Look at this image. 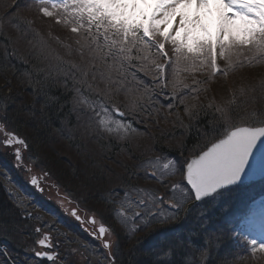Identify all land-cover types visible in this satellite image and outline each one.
<instances>
[{
  "label": "snow or ice",
  "instance_id": "6c2138e0",
  "mask_svg": "<svg viewBox=\"0 0 264 264\" xmlns=\"http://www.w3.org/2000/svg\"><path fill=\"white\" fill-rule=\"evenodd\" d=\"M18 7L17 0H13L9 14L15 15ZM35 7L43 17L74 34L75 51L82 61L76 64L57 54L54 65L49 64L47 69L35 68L37 76L43 73L45 83L49 78L54 80L56 75L64 77L65 88L74 93V106H82V110L91 113L87 117V129L93 134L115 135L124 140L130 133L138 131L126 116L144 109L143 104L139 103L144 95L132 96L134 91L139 93L140 89L126 85L132 82L144 85L145 95L151 101L154 93L147 92L148 85L138 77V73L143 72L149 64L153 71V87L161 89V95L169 100L166 107L172 109L178 104L184 105L185 112L194 118L199 113L192 112L184 104V97L176 94L175 89L180 83L178 80L171 82L172 93L163 91L168 87L166 69L171 68L173 75L178 76L181 71L195 72L207 67L211 69L208 77L211 80L217 73L227 76L238 67L264 63V0H35ZM25 22L31 26V21ZM36 35L39 33L36 32ZM56 39L59 40L58 37ZM166 45H171V55ZM64 46L71 55L72 45ZM15 55V49L5 47L4 59ZM40 55L48 59L43 43ZM161 58L163 63L159 62ZM218 61H224L225 66L221 68ZM69 81L71 88H68ZM205 82L195 83L199 85ZM37 83L41 81L38 79ZM100 83L104 84V88L99 87ZM188 87L184 85V88ZM260 87L264 95V81H261ZM121 91L130 97L125 106L127 113L112 100ZM198 91L200 89L194 87L189 93ZM240 93L243 95L244 89ZM246 104V100L238 102L237 96L233 95L225 105L215 106L209 129L203 133L209 137L208 142L198 152L201 146L194 145L190 158L181 161L164 157L166 162L163 163L161 157L155 161L149 160L148 166L153 171H145L144 178L154 179L161 184L168 176L179 175L181 179L164 185L166 192L163 195L128 185L122 199L107 201L116 205L110 211L119 223L127 227L131 222L132 231L135 232L153 222L174 221L182 211L198 203L215 200L233 186L253 181L257 172L264 179V110L252 109L240 115L239 110ZM4 107L6 110L7 106ZM207 108H213V105L210 103ZM7 119L6 116L0 117V121L6 122ZM5 122H0V135L3 137L0 138V147L12 148L15 166L25 167L32 173L31 164L26 165L22 156V149L29 147L26 140L9 131ZM31 162L34 164L37 161L33 159ZM48 175L42 169L41 174L30 176V183L43 192L40 181ZM162 205L170 209L167 214ZM257 212L260 217L259 236L250 237L243 229ZM70 214L81 224L85 223L76 208L71 209ZM204 215L201 212V216ZM87 222L96 224L95 215ZM205 226L202 222L201 227ZM35 231L40 233L41 229L37 227ZM112 234L113 231L102 223L93 233L94 238L101 241L102 248L107 250L100 264H117L112 241L104 239ZM232 237L237 240L242 237L246 241L247 254L254 261L264 260V198L253 202L247 216L233 227ZM35 243L41 249H46L38 251L32 248L36 258L53 262L58 259L59 253L52 250L54 245L50 234L43 233ZM188 246L195 247L190 238ZM174 252V247L159 252L157 264H172ZM3 254L7 256V250ZM204 255L207 256L206 250ZM181 264H195V261L186 255Z\"/></svg>",
  "mask_w": 264,
  "mask_h": 264
},
{
  "label": "trees",
  "instance_id": "16d2710c",
  "mask_svg": "<svg viewBox=\"0 0 264 264\" xmlns=\"http://www.w3.org/2000/svg\"><path fill=\"white\" fill-rule=\"evenodd\" d=\"M5 12L7 10L0 6V23L4 22L1 18ZM3 36L0 34V117L6 116L8 119L6 122H1H5L9 131L20 134L27 141L30 155L36 156L39 164L54 174L60 180L58 182H61L62 187L78 198L86 209L104 216H111L110 209L112 208L107 201L112 200L113 195H117L119 188H127L128 185L138 186L142 183L139 179L144 176L140 168L142 154H148L151 148L154 152H165L182 161L193 155L194 145L201 146L197 149L198 152L208 142L209 137L203 133L209 129V121L213 119V110L208 111L204 107L201 108V105L196 109L198 116L171 123L168 129H163L161 125L163 122L156 120V125H152L153 130L147 135L152 136L142 138L140 146L127 145L125 147V144H120L116 139L106 140V143H102L103 151L101 149L98 155L87 157L84 151L86 144L82 141L80 134L74 133L69 138L67 134H63L65 129L75 130V127L81 125L80 120H84L87 116L86 112L78 108L79 105L74 106L72 101L74 94L63 86V76L56 75L54 80L49 78L46 83L43 82V73L38 77L35 68L47 69L49 64H44L42 60V58L45 59L44 56L40 58L38 53L21 58L15 51L14 57L4 59L5 47L7 46L9 50L14 47L11 41L5 38L7 36ZM38 79L41 83H37ZM68 88H71V83ZM260 110H264V104ZM8 215V210L0 207V219L3 221L1 224L12 227L10 225H14L15 218L12 216L13 220H8L5 218ZM196 216V213L195 216L190 215L174 234L179 236L184 233L188 236L192 233ZM106 217L109 218V216ZM28 226L33 225L30 223ZM146 229L156 230L152 226ZM204 235L207 243L200 234L201 237L197 243L193 244L194 248L186 244L179 245L177 242H173L172 245L167 243L165 249L169 247L175 249L172 264H181L182 258L186 255H190L195 264H232V259L225 258L222 251H219L225 241L220 240L219 235L212 231H204ZM143 236H138L135 243L144 239ZM118 237L121 243H126L127 240L123 233H119ZM156 238L159 241L164 239L159 236ZM167 238L173 240L174 236ZM208 243L214 249H211ZM204 250L207 252L206 257ZM151 252L152 250L145 248L138 252L136 250L137 260L135 261L132 257L128 264H157V261L151 259ZM129 256L132 254L130 253Z\"/></svg>",
  "mask_w": 264,
  "mask_h": 264
},
{
  "label": "rangeland",
  "instance_id": "374dc122",
  "mask_svg": "<svg viewBox=\"0 0 264 264\" xmlns=\"http://www.w3.org/2000/svg\"><path fill=\"white\" fill-rule=\"evenodd\" d=\"M27 1H30V0H22V1L17 0L19 7L16 9V15L21 13L20 12V10L22 9L21 5ZM12 5H13V0H0V6L3 9H6L9 13L11 12ZM18 10L20 13L18 12ZM2 18L5 20V16H3V14H2ZM48 20L49 19L47 17H43L39 13V15L36 16V18L24 17L18 21V23H21V21H31V26L36 27V28H32L29 26V29H24L22 27H19L18 25H15L13 27L12 33L10 35H8V38L11 41L15 51L18 53V55L21 58H24L25 56H27L29 54L34 55V53H38L39 54L38 57L42 58L43 56L40 55L41 46H39L37 44L35 45L36 40L40 39V40H43V44L45 45V55L48 56V59L45 60L42 58V60H43L44 64H46V65L51 64V60L49 58L48 50H47V42L50 39L51 43L54 44L57 42V40H56L57 37L59 38L58 48L65 50V49H67L64 46L65 44L72 45L73 51L71 53V56L78 55L77 52L75 51V48L77 46L74 44V38H75L74 34L72 35L70 32H69V34L65 33L64 29H67V28H65L62 25L55 24L54 21H52V20L51 21H48ZM4 26H6V25H4ZM32 29H35L36 31L33 32ZM36 32L39 33L38 36L36 35ZM49 33H51V35H49ZM146 68H147L150 76H152V74H153L152 66L149 64ZM181 76H186V75H183L181 73ZM151 79H153V78H151ZM261 81H264V65L257 64L255 66L238 67L235 69L232 76L229 77L228 79H223L221 81H218V83L215 86L210 87V84L208 86L206 85L204 88L207 89L206 90V94H207L206 96L216 97L217 99H219L218 101L221 102L222 104L226 103L227 95L231 92V90H232V92L230 94H232V96H233V94H234L233 92L240 93V90L244 89V94L241 95V93H240L241 99H243V100L245 99L247 102L253 104L256 96H260L262 94V89L260 87ZM208 88H210V89L208 90ZM249 89H254V91H249ZM191 100H193V104H191L189 108H190V110H194L199 105H198V102L196 101V99H191ZM193 105H195V107H192ZM85 118L86 119H84V120L83 119L80 120L82 126L78 125V127H75V130H71V131H69L68 129H65L63 134H67L68 138L70 137V135H72L74 133L80 134L82 141L86 144L84 151H85L87 157L92 156V155L96 156L98 151H97V148L95 146L94 141L98 137L95 134L91 133L87 129V117L85 116ZM76 119H78V122H79V118L77 117V115H76ZM164 128L168 129L169 126L166 125V126H164ZM16 134L18 136H20L21 138H23L20 134H18V133H16ZM138 141H140V140H138ZM58 144H60L59 141H58ZM0 151L2 153H6V149L4 147H1ZM82 157H84V154H82ZM23 158H26V159H24V162L26 165L31 164L32 173L39 175V174H41L42 169L49 173V175L47 177H43V178H45V181H46L45 185H46L47 189L50 190V191H47L49 194L46 193V191H45L44 195L47 196L46 197L47 199H51V200H50V202H46V201H44V200H46L44 197L38 196L35 191L32 192L31 189H33V188H31L29 186L30 181H29V178L27 177V173L29 174V172L26 170L25 167H23V169H21V171L19 170L20 172L18 171V173H20V175H21V176H19V179H20L19 181L22 183L23 187L18 182L14 181V180H12L11 184L7 185V186H10V188H8V189H9V191L12 192L13 199H14L10 203L13 206H17V207H20L22 209L27 207L29 209L28 213H30V214H35V209L37 208V210H36L37 214L42 215L41 220L45 219V217L43 216L44 214H42L41 212H44L45 214H48V212H51V211H45L44 210L45 206L52 208L53 210H55V212H56V210H60V212H64V213L70 212V210L73 208L69 207L70 203L64 198V192L62 191L63 187L60 184L61 182L60 183L58 182L60 180H58V178L54 174H51L49 172V170L45 169V167L41 166L39 164V160L37 159L36 156L25 154V155H23ZM68 158H69V156H68ZM33 159H35L37 161L34 164L31 162ZM7 170L4 172V175H2L3 177H5L7 175L10 176V173ZM41 186H43L42 183H41ZM35 199H38V201L36 203L34 202ZM31 204L35 208L29 207V205H31ZM205 205H206L205 211L207 209L211 210L213 207L216 206L213 202L205 204ZM39 209H41V211H39ZM66 209H67V211H66ZM52 215H54V217H52V219H50V220H47L48 221L47 226L54 230L55 229L54 226L59 228L57 225H59L60 220L64 216L57 213V212L52 213ZM106 216H109V218L107 219ZM40 217L41 216H39V218ZM104 217L105 218L104 219L102 218L101 220H103L104 223L107 224L108 228H111V230L113 231V226H114L120 232L122 231L121 227L117 223H114V222L119 223V221L114 217L113 214L111 216L105 215ZM33 218H34V221H36L37 217L34 216ZM37 224L40 225L41 223H37V222L34 223V227L33 228L31 227L32 231L36 232L35 229L38 227ZM214 224L215 223H213V225ZM246 225H247V227H246ZM246 225H245V228L243 229L246 232V234H248L250 237H252L251 235H255L257 233L256 231L260 225L259 212L254 217V219H250ZM98 227H99V225L96 227L94 226V229H92V233H94L98 229ZM187 228H190V227H187ZM206 230L207 231H211V230L213 231V227H207ZM0 234L4 235L5 232L1 231ZM110 237L105 236V239L106 238L109 239ZM203 238L205 239L206 236L204 235ZM89 241L92 242L91 239H89ZM173 242H175V241L170 240V243H173ZM90 245L91 244H89V246H88L89 247L88 249H91V251H88L90 261L94 262L95 264H100V262L103 261V258H102L103 255H102V252L100 251V248H102L101 242L100 243L97 242V244H95L93 247H91ZM155 245L156 244H153V246H155ZM208 245L211 249L213 248V246L211 244L208 243ZM34 248H38V246L34 244ZM145 249L149 250L150 248L146 247ZM154 249L155 248L150 249V250H153L151 252L153 254L155 252ZM221 250H222V253H223L225 258H227V259L231 258L232 259V264H264V260L257 259L254 261L250 256H248L247 251L246 252L242 251L238 247H236L235 245H231V248H227V249L223 248ZM221 250H219V251H221ZM135 251H134V249H133V251H131L132 256L128 257L129 260L132 257L134 258L135 261L137 260L138 255L135 256ZM137 252H138V250H137ZM78 256H79V253L77 251H75V252H73V256L71 258L73 260L75 259L78 262L84 264L80 260L86 259L87 256L82 255L81 259H79ZM85 264H87V263H85Z\"/></svg>",
  "mask_w": 264,
  "mask_h": 264
},
{
  "label": "bare ground",
  "instance_id": "6f19581e",
  "mask_svg": "<svg viewBox=\"0 0 264 264\" xmlns=\"http://www.w3.org/2000/svg\"><path fill=\"white\" fill-rule=\"evenodd\" d=\"M22 12L23 13H25V15H27V16H29V17H32V18H36V16H35V14H34V9L31 7V8H29V7H26V8H23V10H22ZM5 14H8V12H5ZM8 20H6V22H7ZM48 21H51L50 19L48 20ZM42 41L41 40H39L38 41V45L39 46H41L42 45ZM56 45H57V43L55 44V46L53 47V50L55 49V47H56ZM52 50V51H53ZM51 51V52H52ZM51 52H49V53H51ZM225 65H223L221 68H223ZM63 79H64V77H63ZM213 79V78H212ZM231 92H232V90H231ZM233 93H235V94H237L236 92H233ZM192 94H195V96H201L200 94H198L197 92H195V93H191V95ZM202 101H205V99H203ZM202 101H200V105H202L203 104V102ZM207 103V102H206ZM78 108L81 110V111H83V112H85L84 110H82V106L80 107V106H78ZM48 216H52L51 214H49ZM162 223H156V222H153V225H152V227H155L156 228V230H153V231H151V230H147V229H144V228H142V227H140L139 228V230H137V232H138V236H143L144 237V240L146 239V238H148V237H150V236H156V235H160V236H163V237H165L166 235H167V232L164 230V228L162 227V225H161ZM216 225H218V226H220V227H225V225H221V224H214V225H208V227H212V226H216ZM233 224H231V226H232ZM148 227H150V226H148ZM146 234H148V235H146ZM146 235V236H145ZM237 245H238V248L240 249V250H242V243H241V241L238 239L237 240ZM133 244H135V242H133Z\"/></svg>",
  "mask_w": 264,
  "mask_h": 264
},
{
  "label": "water",
  "instance_id": "95a60500",
  "mask_svg": "<svg viewBox=\"0 0 264 264\" xmlns=\"http://www.w3.org/2000/svg\"><path fill=\"white\" fill-rule=\"evenodd\" d=\"M256 176H259L258 178H261L260 175H259V172H257V175ZM250 182V181H249ZM246 183V182H245Z\"/></svg>",
  "mask_w": 264,
  "mask_h": 264
}]
</instances>
